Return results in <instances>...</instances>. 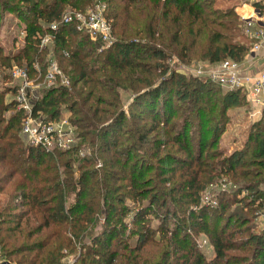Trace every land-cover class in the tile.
Returning a JSON list of instances; mask_svg holds the SVG:
<instances>
[{
	"label": "trees",
	"instance_id": "16d2710c",
	"mask_svg": "<svg viewBox=\"0 0 264 264\" xmlns=\"http://www.w3.org/2000/svg\"><path fill=\"white\" fill-rule=\"evenodd\" d=\"M219 1L231 4L0 0V26L4 13L26 25L16 52L5 54L0 47L5 70L0 84L9 82L6 69L13 64L36 77L33 65L38 63L43 76L51 53L70 85L42 88L32 110L46 120L67 116L79 139L77 147H93L102 162L97 167L95 158H80L76 149L47 151L25 144L20 135L23 113L13 95L4 99L16 89L2 85L3 260L264 264V228L255 231L253 223L256 212L264 209V119L248 125L239 149L226 153L217 148L228 110L247 105L245 92L223 91L205 75L186 76L169 65L174 58L185 64L243 60L250 41L233 40L240 19L232 5L221 11ZM99 2L106 6L112 45L99 50V40L68 23L59 25L53 43L40 50L38 36L49 31V23L67 10L83 11ZM223 176L236 184L235 190L218 194L215 206L200 205L205 184ZM198 235L207 238L209 257Z\"/></svg>",
	"mask_w": 264,
	"mask_h": 264
},
{
	"label": "built area",
	"instance_id": "2783aa9c",
	"mask_svg": "<svg viewBox=\"0 0 264 264\" xmlns=\"http://www.w3.org/2000/svg\"><path fill=\"white\" fill-rule=\"evenodd\" d=\"M105 9V4L99 2L83 11L67 10L58 21L49 23L48 32L38 36L40 50L53 43V33L59 25L68 23H74L78 31L88 34L92 40H99V50L109 47L115 42V38L112 35L110 23L105 16ZM260 27L261 29L256 30L253 34L257 39L253 43V50H258L264 44V24ZM173 61H176V59L174 58ZM33 67L37 74L36 77L40 78V81L31 79L28 71L17 64L6 69V73L11 79L10 82L13 83L12 79L17 82L16 93L13 98L16 101L17 109L23 113L20 135L24 143L31 146H40L47 151L76 149V153L80 158L93 157L96 159V166L101 167L102 162L97 157L96 150L93 147H77L79 139L67 116H62L58 120H46L39 113L33 112V103L39 98L42 88H53L58 85L69 87L70 85L69 78L62 72L57 60L51 53L48 56L46 71L43 76L40 73L38 63H35ZM245 67L240 62L225 59L210 65L205 76L226 89H242L246 94L247 102L252 105H260L264 109V70L258 75H252L247 72ZM195 72V74L190 73L199 75V71ZM224 186L225 184H223L222 191H232L236 188L235 184L230 189ZM208 200L204 203L206 206L217 205L216 200L211 198ZM73 262L74 258H69L65 264H72ZM0 264L12 263L3 260L0 255Z\"/></svg>",
	"mask_w": 264,
	"mask_h": 264
},
{
	"label": "rangeland",
	"instance_id": "374dc122",
	"mask_svg": "<svg viewBox=\"0 0 264 264\" xmlns=\"http://www.w3.org/2000/svg\"><path fill=\"white\" fill-rule=\"evenodd\" d=\"M216 5L220 6V8L222 9L221 11H224V9H227L228 7H230L231 4L224 3L223 1H219V2H216ZM228 19L230 18H222V21H227ZM241 24L239 25V28L235 32H233V37H234L233 40L234 41H240V40L241 41H247V40L251 41L250 38L246 37L243 34V27L241 26ZM25 27H26L25 23H23V21H21L18 17L12 14L4 13L1 26H0V47L5 54H12L16 52V50L19 49L23 45ZM169 65L171 68L172 67L175 68V70L179 71L180 73L186 76L190 75L191 74L190 72H193L195 74L196 73L195 71H199L198 73L199 75H205L206 70L210 66V64H208V61L194 60L190 64H185V63H180L178 59H176V61L171 60ZM2 71L4 72L5 70L4 69L1 70V67H0V74L2 73ZM31 79L36 80V77L31 76ZM12 80H13V83L10 82L11 79L10 80L8 79L9 82H7V85L13 86L16 89L17 82L15 79H12ZM4 84L2 83L0 84V90L3 89L2 85ZM222 90L227 91L229 89L222 87ZM15 93L14 94L8 93L4 95V99L6 98L8 100L9 98L12 97V95L15 96ZM129 95H130L129 93L123 94L122 101L124 102V104L127 103L129 99ZM239 99L241 100L243 99L242 93L239 94ZM245 102L246 101L243 100V103ZM227 113H228L229 122L226 124V130L222 134L218 143L216 144V147L223 148L226 151V153H231L232 151L239 149L241 147L242 139L245 135L244 132H246V129L248 128L247 124L245 123L241 124L243 121L239 122L238 124V121L236 120H240V118H243L242 116L245 117L246 113H247V116L249 115L250 117V119L247 117L248 122H254L253 120L255 118L250 115L251 114L250 109L248 108L246 104L241 105V106L232 107L228 110ZM4 115H8V113H4ZM173 149H174V146L172 150ZM223 184H225L224 187H229L230 189V187H232L234 183L230 182L226 178V176H223L222 178H219V179H215L212 182L206 183L199 194V202H200L199 204L206 206V204L204 203L205 201H209L208 200L209 198L213 200H217L218 194L223 192L221 190L223 188ZM227 192L229 191L227 190ZM5 193H6L5 191L3 193H0V202H2L5 196ZM240 195L243 196L244 192L241 193ZM127 203H131V200H127ZM238 207H241V206L239 204L236 206L233 205L230 210L237 209ZM242 212L243 214H246V210H243ZM253 223L255 225V231H260L261 229L264 228V209L258 210L256 212V215L253 218ZM197 241L202 246L201 247L202 251L205 253L206 256L209 257L212 254V248L209 247L207 238L203 235H198Z\"/></svg>",
	"mask_w": 264,
	"mask_h": 264
},
{
	"label": "crops",
	"instance_id": "0c3cea01",
	"mask_svg": "<svg viewBox=\"0 0 264 264\" xmlns=\"http://www.w3.org/2000/svg\"><path fill=\"white\" fill-rule=\"evenodd\" d=\"M229 2L234 6L235 12L240 22H242L243 34L251 39L249 50L240 63L242 66H246L245 68L248 73L258 75L264 70V44L258 50H253L252 46L257 41L255 35L253 36L254 32L261 29L260 26L264 24V0H229ZM208 64L212 65L213 63L208 62ZM247 106L250 109L251 116L255 118L253 121L260 118L264 119V109L260 105H252L247 102ZM247 113L245 117L242 116L243 118L236 120L238 124L241 121H243L241 124L245 123L247 126L252 123L248 122V118L250 119V117L249 115L247 116Z\"/></svg>",
	"mask_w": 264,
	"mask_h": 264
}]
</instances>
